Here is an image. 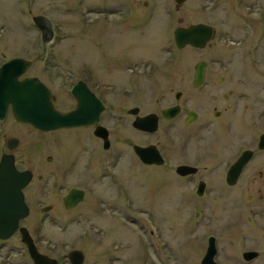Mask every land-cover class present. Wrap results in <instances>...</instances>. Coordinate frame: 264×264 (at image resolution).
I'll list each match as a JSON object with an SVG mask.
<instances>
[{"label":"rangeland","instance_id":"374dc122","mask_svg":"<svg viewBox=\"0 0 264 264\" xmlns=\"http://www.w3.org/2000/svg\"><path fill=\"white\" fill-rule=\"evenodd\" d=\"M146 1L149 3L145 4ZM110 10L115 14H109ZM131 11L137 13L136 16L125 21L123 12ZM39 14L48 16L55 29V45L45 51L51 55L48 73L40 60V46L44 41L33 21V17ZM109 15L111 19L107 20ZM260 15L264 17V0H187L180 6L176 0H0V66L15 57L31 60L27 75H38L50 81L53 90L58 92L62 84V58L69 59L73 65L83 63L82 66L90 69L97 65V72L107 75L104 59H110L113 52L121 54L122 51L125 55L145 53L164 60L169 57L167 49L174 41L175 28L200 22L214 26L217 36L207 48L197 50L188 46L177 51L175 83L170 80L167 83L165 77L158 76L166 93L175 86L173 93H168L173 100L176 90L190 89L192 65L199 59L226 57L238 64L264 59V39L260 38L264 25H261L262 18H258ZM242 70L248 76L251 90L264 83L259 67L248 65ZM110 74L119 78L115 72ZM143 81L149 82L145 78ZM59 93L64 98L58 102L59 108L74 104L66 91ZM87 131H38L15 121L11 111L0 121V158L4 152H10L6 146L7 138L16 137L20 144L13 153L18 167L29 168L35 173L34 182L26 191V198L34 207L26 221L33 236H36L37 218L44 217L41 207L52 202L56 211L61 210L58 216L61 223H52L54 212L47 215L42 244L53 254L81 249L89 257L87 264H92L96 257L101 264L106 261L107 254L113 253L122 256L123 260L128 259L127 264H199L198 242L189 236V211L185 205L198 197L195 192L190 193L192 191L184 180H178L177 184L175 178L167 176L170 171L173 174L171 169L146 167L140 171L130 170L124 167L131 157L128 153L119 164L122 177H126H105L92 187L86 202L71 211H64L61 201L59 203L63 192L59 193L50 186L44 190L45 179L52 183L51 172H55L54 167L64 155L80 152L81 164L89 163L90 152L82 148L83 142H88V148L93 142L92 133ZM129 150L132 152L130 147ZM48 156L54 157L51 162L47 160ZM99 157L93 169L95 172L105 166ZM102 172L99 171L97 176ZM39 174L44 176L43 180L37 178ZM118 183H121V189ZM50 189L52 195H43L39 202L42 190L49 194ZM97 199L104 201L98 203ZM30 220L34 222L33 228ZM18 235L0 240V264L24 263L20 256H16L22 245ZM259 246L262 248L264 244Z\"/></svg>","mask_w":264,"mask_h":264},{"label":"flooded vegetation","instance_id":"af4514ba","mask_svg":"<svg viewBox=\"0 0 264 264\" xmlns=\"http://www.w3.org/2000/svg\"><path fill=\"white\" fill-rule=\"evenodd\" d=\"M148 3L149 1L145 2V4ZM100 13L104 12L100 11ZM109 14L114 15L115 11L110 10ZM136 14L132 11L123 12L122 17L125 21H129ZM106 17L107 20L111 19L110 15ZM258 18H262L263 27L264 17L260 15ZM179 21L182 20L179 19ZM130 23L132 25V21ZM136 25L134 24L133 27ZM214 36L212 40L216 38L217 30ZM260 38L264 39V30ZM211 41L204 48L192 45L179 48L174 38V41L170 42V48L167 49L169 57L164 60L155 58L157 55L145 53L125 55L122 51L121 54L119 51L113 52L110 59L108 57L104 59V62H107L105 64L107 75L99 74L97 65L90 69L82 66L83 63L75 62L73 65L69 59L62 58L60 60L62 61L60 66L62 84L58 87V92L53 90L55 88L50 81L38 75H27L32 66V61L29 60L31 65L20 79L37 77L41 80L55 94L54 103L59 110L66 112L74 110L79 103L91 113L98 111L100 105L102 109L98 115L99 119L88 126L63 127L50 131L40 130L13 117L15 121L42 132L88 130L92 133L91 136L89 135L93 141L90 148L86 147L88 142L82 140V148L90 152L89 163L85 166L81 164L83 158L80 152L72 156L64 155L62 161L60 160L54 167L55 172H51L52 183L50 184L46 178L43 184L45 191L50 186L59 193L63 192L59 203L61 201L64 211L74 210L85 203L87 197H90L89 192L92 187L105 177L109 175L113 178L115 175L121 178L126 177H122L119 164L123 162L126 154L130 153V160L124 167L138 171L146 167L171 169L173 174L170 171L167 176L175 178L177 184L184 180L186 186L188 185L187 187L192 191L190 193L192 195L196 193L198 198L185 205H187L186 210L189 211V236L198 242L196 253L199 256V264H264V247L259 246L264 244V83L258 89L251 90L248 76L242 70V67L248 65L257 66L259 72L264 75V59H251L250 64L248 62L238 64L236 60L226 57L199 59L192 65L190 89L176 90L173 100L169 94L173 93L175 86L171 87V93H166L163 90L164 83L157 79L158 76L165 77L167 83L168 80L170 83H175L177 51L188 46L197 50L205 49ZM53 45L55 44L44 42L40 46V54L42 53L40 60L47 73L51 55L45 51L50 50ZM198 65H203L204 75L201 83L196 84ZM111 72L117 73L122 80L112 77ZM76 74H79V77H75ZM143 78L149 82H144ZM77 85L80 86L79 96L90 95L87 102H82L83 99L80 100L74 95L73 89ZM60 91H66L74 104L72 103L73 105L68 108H59L58 102L64 99L60 96ZM10 110L9 107L7 115ZM99 129L100 134L97 133ZM14 138L18 142L12 153L20 144V140ZM148 147H151L149 150L152 153L151 158H156L157 163H147L138 155V148ZM13 155L16 166L20 169L15 153ZM97 157L103 160L105 166L95 172L96 170L93 171V169L98 163ZM53 158L48 156L47 160L51 162ZM68 161H71L70 164ZM182 165L189 166L191 169H187L186 174L179 173V167ZM50 168H53V165ZM104 168L109 170L106 171ZM20 170H30L32 180L24 189L30 212L20 221L19 228L23 226L27 228L41 254L57 260L58 264H73L68 255L74 249L62 255L53 254L51 249L44 248L42 244L47 215L54 212L52 223L54 225L61 223L58 217L61 210L56 211L52 202L41 207L40 212L44 217L37 218L36 236H33L32 230L26 225V221L34 210L33 205L26 198V191L34 182L35 173L29 168ZM99 171L103 172L97 176ZM37 178L43 180L44 176L39 174ZM118 186L121 189V183H118ZM176 188L178 189V185ZM44 190L40 193L39 202L43 195L47 197L52 195L51 189L49 194ZM73 190L81 192L82 199L74 207L68 208L65 199ZM97 200L99 203L103 199ZM29 224L33 228L32 220ZM16 234H19L21 239L20 230H17L13 237ZM21 242V248L16 252V256H20L24 261V263L20 261V264H35L26 243L22 240ZM212 250L213 257L206 259V255ZM249 252H256V256L247 258L246 254ZM105 259L106 261L101 264H127L128 261L115 253L107 254ZM88 262L89 257L84 252L82 264ZM92 264H99L97 257Z\"/></svg>","mask_w":264,"mask_h":264},{"label":"water","instance_id":"95a60500","mask_svg":"<svg viewBox=\"0 0 264 264\" xmlns=\"http://www.w3.org/2000/svg\"><path fill=\"white\" fill-rule=\"evenodd\" d=\"M187 0H176L181 5ZM36 26L42 32L44 41H50L54 36L52 21L44 15L34 16ZM175 42L179 48L192 45L197 48H204L214 37V27L205 23H197L188 27H179L174 31ZM31 62L25 58L16 57L6 62L0 68V119L6 116L9 106H12L14 116L18 121L26 122L43 131H50L62 127L88 126L99 119L98 115L102 109L100 105L98 111L91 113L79 103L75 110L64 112L56 108L54 104L55 94L52 93L42 81L36 77H26L20 80L30 67ZM204 75L203 65L197 66L196 84L201 83ZM77 85L73 93L82 100L88 101V96H79ZM87 90V89H86ZM87 92V91H86ZM171 113V112H170ZM97 133H101V130ZM17 139L9 138L7 147L13 150L17 145ZM151 147L138 148L137 153L141 159L147 163L156 162V158H151L149 152ZM156 152H154V155ZM160 163V162H159ZM184 169H191L189 166H181L179 172L186 174ZM190 171V170H189ZM32 180V172L29 170H18L15 165L13 154H3L0 161V238L7 239L17 230L20 220L29 214V206L25 201L23 189ZM82 199V193L73 190L66 197L68 208L74 207ZM22 241L26 243L28 250L35 264H58L57 260L41 254L36 248L34 241L23 227L20 229ZM213 250L208 252L206 259L213 257ZM69 258L73 264H82L84 252L74 249L69 253ZM247 258L256 256V252L246 254ZM204 260V263L206 261Z\"/></svg>","mask_w":264,"mask_h":264}]
</instances>
